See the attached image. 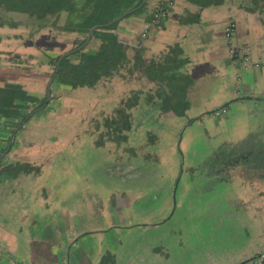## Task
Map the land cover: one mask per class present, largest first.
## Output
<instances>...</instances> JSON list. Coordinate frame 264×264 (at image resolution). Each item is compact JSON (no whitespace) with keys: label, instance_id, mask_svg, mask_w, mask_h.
<instances>
[{"label":"flooded vegetation","instance_id":"af4514ba","mask_svg":"<svg viewBox=\"0 0 264 264\" xmlns=\"http://www.w3.org/2000/svg\"><path fill=\"white\" fill-rule=\"evenodd\" d=\"M164 18L152 22V25H159ZM150 26L147 22L142 28L139 36L140 40L147 36ZM48 29L50 28L31 31V37L33 33H37L35 35L38 43L37 50L46 57V61H37V70L46 62L51 70L48 74L44 92L41 96H35L42 103H31L25 116L19 118V121L14 124L7 137V143L0 153V172L3 174L0 193L5 196L8 195L6 197L13 200L12 203L14 202L17 208L20 206L28 207L30 202L33 203L36 208L35 219L43 221V224L48 227L51 225L55 227L61 222L66 225L70 223L69 221H72V215L83 213V210L73 209L77 205L75 199L80 196V192L73 186L68 188V192L66 190L61 192L60 185L62 182L60 181L55 185L58 191L63 194L71 193L74 204L69 206L67 203H61L62 205L53 207V201L60 196V194L56 196L57 193L51 186L53 171L56 170L55 168L62 171L67 167L66 155L68 153L73 154L70 148H76L79 151L85 141L91 147H104L109 154L106 173L110 178L108 180L112 182L107 193L114 196L117 204L116 208L121 214L122 208L125 209L126 220H124V217L116 221L108 220L105 211L103 215H98L96 211L98 208L94 205V201L100 199L99 194L96 190L87 189V196L92 199V204L89 205L90 212L93 211L95 217L92 219L93 216L91 218L89 216V223H84L86 221L83 214V223L86 229L77 233L74 238L94 235L97 236L95 237L96 240L98 238L103 239L100 242L102 245L101 250L104 253L101 261L107 263L114 259L113 254L107 251L109 247H106L108 241L113 240L114 234L111 235V232L115 233L117 228L129 231L135 225H142L138 227L152 231L154 230L153 227L160 226L164 219L170 218L169 210L174 202L175 206L181 203L180 198H177L176 195L178 185L174 184V188L172 185L169 188L171 196V200H168L169 206L166 204L164 207H160L162 215L159 214V209L156 207L158 211H154V209V212L146 213L144 218H152L150 216L152 213L156 214L157 217L149 220H136L134 218V215H140L134 206H136L142 195H145L144 193L149 194V191H155L154 185L150 190L146 189L145 191L134 190L131 186L134 178L144 181L143 186L148 185L147 182L149 181L144 173L139 172L144 167L146 168L148 162L146 155L143 153L146 148L144 146L146 141L145 138L141 140L139 137L133 139L135 134H143L144 132L149 134V128L168 131L167 129L175 122L180 128L185 127L193 121H200L208 112L201 114L198 112L199 114H196L194 110L196 101L188 100L186 95H183L182 99L180 98L181 93L187 90L190 83L188 77L189 61L185 58L177 61L176 65L166 66L163 71V74H165L163 80L158 81V79L150 77L147 71L150 63H162L165 53L174 45H169L166 52L148 58L143 48H141V41L138 42L137 40L135 45L128 44L119 39V30H117V36L123 44L125 59L111 75L100 78L90 85L75 86L57 81L58 67L47 96V84L56 68V63L52 64L49 56L52 54H59L60 56L71 51L63 56L65 57L93 43L90 36L84 44L88 32L86 34L77 32L80 34L78 41L59 50L55 46H51L52 36L47 31ZM233 31L229 36L230 39H232ZM231 48L239 47L228 44L227 50L228 56L233 62L230 64L231 69L228 75L229 78L232 77L230 89L231 91L234 89V99L236 100L234 104L242 103L247 109H250L252 115L258 107H261L264 112V103L259 98L261 96L254 93L259 87L258 81L253 78L250 82H242L241 69H246L248 66L241 67L240 62L243 60L232 56L230 54ZM254 63V61L250 62L251 68L260 66V64L254 65ZM251 91L253 92L251 93ZM58 92L59 94H57ZM231 108L230 105L229 107L220 106L216 109L214 116L210 117L214 124L212 127L213 135H218L219 140L217 149L215 148L213 155L210 156V162H206L207 172L205 176H208L211 181H223L226 186L229 182H232L233 191L226 195L229 202L226 203L225 207H218H223L220 214L213 212L217 216V221L213 225L218 233L223 229H229V232L233 228L237 229L232 230L230 236L226 234L221 238L213 239L211 244L232 239L235 241V245L232 246L233 248L230 251L220 249L213 252L214 250L210 249L203 256L209 264H239L245 257L256 259L264 254V234L261 231V229L264 230V227H262L264 224V146H260L264 145V129L260 131L255 127L256 133L254 135L246 136L240 140L241 143L239 142L240 144L237 147L229 146L226 135H224L227 125L223 124L222 121H227V115ZM69 119H71L72 126L62 124V122L65 123ZM73 119L76 120V123L77 121L79 123L75 124L72 121ZM256 120L254 118V121ZM30 124H36L33 125L35 130L31 134H27L26 129ZM254 124L259 125L258 121ZM35 131L38 133L37 135H35ZM13 132L12 141L8 147V140ZM207 133L209 134L208 128ZM155 136L158 137L157 134ZM174 141L177 142L176 139ZM23 148H25V151H22ZM133 155L138 158V161L131 159ZM28 175H32L34 183L21 192V195L27 192L25 197L21 199L22 197L17 196L16 188L19 183L28 182L27 180L22 181ZM63 175L66 174L63 173L59 176ZM76 184H78V181ZM72 191L74 194H72ZM143 200L146 203L140 204L141 206L138 207L148 211L151 208L149 205L151 195L147 196L146 194ZM59 207H61L60 210H58ZM41 208L45 211L40 212ZM3 215L6 214L1 212L0 217ZM12 216L20 219V214L15 212L10 214V221H12ZM101 217L106 219L101 220ZM244 222L247 227H245ZM100 225L102 228H98ZM25 231L27 229L21 225L18 227L17 233L23 234ZM36 231L39 232L40 229ZM161 240L149 236L148 239H145L141 248L135 247L129 251L134 259L132 260L133 264L137 263L136 259L138 258L141 264H149L148 262L162 263L163 259L167 257L163 251L165 246H161L162 250H156V245ZM186 248H189V244L179 250V253ZM104 249H106L105 252ZM140 249L142 251H139ZM150 250L154 255L148 260L144 253L147 254ZM191 250L195 249L192 248ZM232 253L236 256L231 257ZM106 255L107 257L104 258ZM13 258L12 255H6L3 264H27L26 260H14ZM252 262L254 263V261Z\"/></svg>","mask_w":264,"mask_h":264},{"label":"crops","instance_id":"0c3cea01","mask_svg":"<svg viewBox=\"0 0 264 264\" xmlns=\"http://www.w3.org/2000/svg\"><path fill=\"white\" fill-rule=\"evenodd\" d=\"M168 1L146 0L141 12L127 16L120 21L119 39L133 45L137 43V40L141 41V48L148 58L166 52L169 45H179L182 57L189 61L188 77L190 80L187 90L181 93L180 98L186 95L188 100L202 102V106L196 110V114L198 112L201 114L224 106L222 104H227L225 106L228 107L234 105V102L228 104L234 99L235 94L230 89L232 77L229 78L228 74L231 69L230 64L233 62L228 56V41L224 33L225 26L233 23L231 44L245 52L249 63L259 60L260 64L256 68H251L250 65L246 66V69L242 68V82L247 83L253 78L256 79L259 87L254 93L263 97L264 0H172L166 18L161 20L159 25H152L151 14L158 7L167 5ZM4 16V10L0 9V92L6 84H17L29 96H41L51 68L46 62L37 70V61H46V57L37 50L38 43L35 36L37 33H33L31 37L30 27L5 25ZM190 16L198 18L199 21L185 24L186 17ZM64 18L63 14L58 24L61 25ZM147 22L151 25L148 34L140 40V31ZM47 31L52 36L51 46L59 50L69 47L80 37L79 33L73 31H61L55 28ZM211 101L212 106L209 105ZM28 110L29 108L26 111ZM246 112L251 113L250 109H246ZM253 115L259 123L258 126L254 124V129L263 130L264 112L262 108L258 107ZM18 121L19 118L6 119L0 112V153L7 143V137L14 124ZM33 125L36 124H30L26 129L27 134L35 130ZM22 151H25V148ZM2 178L3 174L0 172V190ZM24 180L28 182L19 183L16 188L17 196L22 197L21 199L27 193L21 195V192L34 183L32 175L22 179ZM6 196L0 193V213L6 214L0 217V264H3L6 255L14 256V260H26L27 264H133L134 259L129 252L132 250L130 249L131 244L119 237L116 230L113 235L114 239H110L106 246L109 247L107 251L113 254L111 255L114 259L104 263L101 261L104 253L100 244L103 239L96 240L94 235L74 238L77 233L86 229L83 223V213L72 215V221L66 225L61 222L55 227L53 225L48 227L43 224V221L35 219L36 208L33 203L30 202L28 207L17 208V205L12 203L13 200ZM43 211L45 209L41 208L40 212ZM15 212L20 214V219L12 216V221H10V214ZM21 225L27 229L23 234L17 233ZM37 229L40 231H36ZM141 229L146 228L141 227ZM246 258L249 257L244 259ZM136 261V264H141L139 258ZM252 261L244 264H264V262L253 263ZM202 263L209 264V262L199 264Z\"/></svg>","mask_w":264,"mask_h":264},{"label":"rangeland","instance_id":"374dc122","mask_svg":"<svg viewBox=\"0 0 264 264\" xmlns=\"http://www.w3.org/2000/svg\"><path fill=\"white\" fill-rule=\"evenodd\" d=\"M209 105L212 106L213 102L211 101ZM200 106H202V102L196 101L194 110L196 111ZM235 108L237 110H234ZM246 109L242 103L234 104L227 115L229 116V120L222 121L223 124L227 125V130L224 135H226L227 144L231 147H237L241 143L240 140L256 133L254 129V116L252 113H247ZM210 117L207 114L202 120L193 121L191 124L185 127L182 126L181 128L175 122L167 129L168 131L149 128V134L145 132L143 134L137 133L133 137V139L139 137L141 140L145 138L146 144L144 146L146 148L143 153L146 155L148 162L146 168L144 167L139 172L144 173L149 181L147 182L148 185L143 186L144 181L134 178L131 186L134 190L142 191L146 189L150 190L153 185L155 186L154 192L149 191V194L144 193L145 195H142L136 206H134L141 215H134V218L136 220L152 219L157 217V215L150 214L152 218H144V215L158 211V209L159 214L162 215L160 207H164L166 204L169 206L168 200H171L169 188L171 185L174 188V184L176 186L178 185L176 195L177 198H180L181 203L175 206L174 202L169 210L170 218L164 219L161 225L153 227L154 230L152 231L138 227L142 225H135L129 231L123 228H117L115 230L118 232L119 237H122L123 240L131 244L130 249L132 250L135 247L141 248L144 245L145 239H148L149 236H153L158 240L162 239L156 245V250H162L161 246H165L163 251L167 257L159 264H172L174 262L177 264H199L200 262H206L203 256L210 249L214 250L213 252L220 249L230 251L233 248L232 246L235 245V241L232 239L221 240L211 244L213 239L221 238L226 234L230 236L232 230H236L237 228H233L230 232L229 229H223L218 233L213 225L217 221V216L213 212L220 214L223 207H218H225L226 203L229 202V198L226 195L232 193L233 187L231 185L232 182H229L226 186L223 181H211L208 176H205L207 172L206 162H210V156L217 149L219 140L218 135H213L212 127L214 124ZM72 121L75 124L79 123L78 121L76 123L74 119ZM70 122L71 119L65 123L62 122V124L72 126ZM207 128L209 129V134L207 133ZM37 134L35 131V135ZM156 134L158 137L155 136ZM70 149H72L73 154L68 153L65 160L68 168L66 167L62 171L55 168L56 170L52 174L51 186L57 193L56 196L60 194L59 198L53 201L52 206H60L62 205L61 203H67L69 206L74 204V199L70 195L71 193H60L57 186H55L61 181V192H64V190L68 192V188L72 186L80 192V196L75 199L77 205L73 209L83 210L86 221L84 223H89L90 218L92 216V219L95 217L93 215L94 212H90L89 205L92 204V199L88 198L87 189L96 190L99 194L100 199L98 198L94 201V205L98 208L96 210L98 215H103L105 211L108 220L116 221L121 217H124V220H126L125 209L122 208L121 214L116 208L117 204L114 196L108 195L107 193L110 190V184H112L106 173L107 158L109 156L107 150L99 146L91 147L86 141L82 145L81 150L77 151L76 148ZM131 159L138 161L135 155L131 156ZM62 172L66 175L60 177L59 175H62ZM77 181L78 184H76ZM72 194H74L73 191ZM146 194L147 196L151 195L149 202L151 208L148 211L138 207L141 206L140 204L143 205L146 203L143 200ZM144 207L146 208L147 206ZM60 209L61 207L58 210ZM171 211H173L172 214ZM100 219L104 220L106 218L104 217L103 219L101 217ZM245 227H247L246 223ZM261 231L264 234V230L261 229ZM113 234L111 232V235ZM102 236L104 235L102 234ZM186 244H189V248L179 253V250L183 249ZM192 248L196 252L195 250H191ZM139 251L142 250L140 249ZM144 254L148 260L154 255L151 250L147 254ZM230 256L233 257L236 255L232 253ZM106 257L107 255L104 258ZM173 260L175 261L172 262ZM148 263L155 264V262Z\"/></svg>","mask_w":264,"mask_h":264},{"label":"trees","instance_id":"16d2710c","mask_svg":"<svg viewBox=\"0 0 264 264\" xmlns=\"http://www.w3.org/2000/svg\"><path fill=\"white\" fill-rule=\"evenodd\" d=\"M140 2L141 0H0V9L5 12V25L30 27L31 31L55 28L86 34L92 26L101 24L92 31V45L76 50L60 61L57 81L76 86L90 85L111 75L124 61V47L117 36L118 25L125 17L141 12L146 2L121 20L110 25L104 24ZM63 14L65 18L60 25L58 22ZM173 45L165 53L162 63H150L147 70L150 77L163 80L165 67L176 65L183 58L180 46ZM58 56L59 54L50 55V62L55 64ZM31 103L39 104L42 101L29 96L17 84H6L0 92V112L6 119L24 117Z\"/></svg>","mask_w":264,"mask_h":264},{"label":"water","instance_id":"95a60500","mask_svg":"<svg viewBox=\"0 0 264 264\" xmlns=\"http://www.w3.org/2000/svg\"><path fill=\"white\" fill-rule=\"evenodd\" d=\"M145 2H146V0H141V2H140L136 7H133V8H131V9H129L127 12H124V13L118 15L117 17H115V18H113L112 20L108 21V22L105 23L104 25H110V24L115 23L116 21H118V20H120L121 18H123L127 13H131V12L135 11L136 9L140 8ZM198 21H199L198 18H193V17L190 16V17H186L185 24H188V23H195V22H198ZM99 26H101V24H95L94 26H92V27L89 29L84 44H86V42L89 40V38H90V36H91V34H92V31H93L94 29L98 28ZM84 44H83V45H84ZM70 52H71V51H68V52L63 53V54H61V55L59 56V58H58V60H57V62H56L55 72H54L52 78H50V80H49V82H48V84H47V96L49 95V89H50L51 82H52V80H53V78H54V76H55V74H56V72H57V70H58V67H59V61L61 60V58H62L64 55H67V54L70 53ZM180 56H181V55H180ZM178 59H179V58H178ZM239 60H241V59H239ZM176 61H177V60H176ZM240 64L243 65L244 67L250 65L249 62H245V61H244V62L241 61ZM236 66H237V65H236ZM236 89H237V88L235 87V90H236ZM233 91H234V89H233ZM259 98H260V101H262V102L264 103V97H259ZM232 101H236V100H235V99L230 100V102H228V104H229V103H232ZM222 105L225 106V105H227V104H222ZM216 109H217V108H216ZM216 109L211 110V111L208 112L207 114H209L210 116H214ZM201 120H202V119H201ZM13 134H14V132L10 135V138H9V140H8V147H9L10 144H11ZM252 259H253V257L246 258V259L242 260V261L240 262V264H244L245 262H248V261H250V260H252Z\"/></svg>","mask_w":264,"mask_h":264},{"label":"built area","instance_id":"2783aa9c","mask_svg":"<svg viewBox=\"0 0 264 264\" xmlns=\"http://www.w3.org/2000/svg\"><path fill=\"white\" fill-rule=\"evenodd\" d=\"M172 5V0H169L167 2V5L165 6H161V7H158L152 14H153V17H152V21L151 22H155L156 20H158L159 18H164L168 13H169V8L170 6ZM224 33H225V36L228 40V44L231 45V42H230V35L234 29V25L233 23H229L225 26L224 28ZM241 48H231L230 49V54L234 57H238L239 59L245 61V62H248V57L245 55V53L243 51L240 50ZM259 64V60L256 61L254 63V65H258ZM252 261V260H251ZM254 263H261V262H264V254H262L259 258H256V259H253Z\"/></svg>","mask_w":264,"mask_h":264}]
</instances>
